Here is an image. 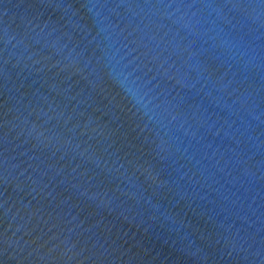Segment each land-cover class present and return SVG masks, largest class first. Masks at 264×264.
<instances>
[{
    "label": "water",
    "instance_id": "obj_1",
    "mask_svg": "<svg viewBox=\"0 0 264 264\" xmlns=\"http://www.w3.org/2000/svg\"><path fill=\"white\" fill-rule=\"evenodd\" d=\"M264 121V0H0V161Z\"/></svg>",
    "mask_w": 264,
    "mask_h": 264
}]
</instances>
